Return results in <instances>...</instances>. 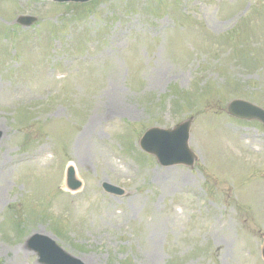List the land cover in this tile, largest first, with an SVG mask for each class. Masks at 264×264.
Returning a JSON list of instances; mask_svg holds the SVG:
<instances>
[{
	"label": "rangeland",
	"instance_id": "obj_1",
	"mask_svg": "<svg viewBox=\"0 0 264 264\" xmlns=\"http://www.w3.org/2000/svg\"><path fill=\"white\" fill-rule=\"evenodd\" d=\"M239 98L264 107V0H0V264H41L33 233L86 264H264V124ZM192 115L194 166L140 148Z\"/></svg>",
	"mask_w": 264,
	"mask_h": 264
},
{
	"label": "water",
	"instance_id": "obj_2",
	"mask_svg": "<svg viewBox=\"0 0 264 264\" xmlns=\"http://www.w3.org/2000/svg\"><path fill=\"white\" fill-rule=\"evenodd\" d=\"M60 2L74 1V2H87L90 0H56ZM229 111L231 114L241 116V117H258L264 120V110L256 107L248 102L236 100L229 105ZM191 122L188 121L182 126V132H178L173 135L172 138L179 139L177 155H172L173 157H167V148L175 147V142L170 138L172 131H164L159 128L150 129L146 135L143 137L141 144L146 150L153 152L158 155L160 160L165 164L175 163L185 161L192 164L194 160V155L190 152L187 144L188 131ZM174 132V133H176ZM2 133L0 132V137ZM171 139V140H170ZM175 156H178L176 159ZM74 170L71 168L69 172V185L71 187H77L80 183L74 181L73 179ZM108 190L112 192H123L115 186L110 184L105 185ZM29 247L35 249L40 255V262L44 264H84L80 259L73 257L68 254L62 247L56 244L51 238L35 234L28 240Z\"/></svg>",
	"mask_w": 264,
	"mask_h": 264
},
{
	"label": "bare ground",
	"instance_id": "obj_3",
	"mask_svg": "<svg viewBox=\"0 0 264 264\" xmlns=\"http://www.w3.org/2000/svg\"><path fill=\"white\" fill-rule=\"evenodd\" d=\"M101 105L105 108V103L104 104L102 103ZM99 107H100V105H99ZM109 112H111V111L109 110ZM115 112L113 111V113H115ZM98 119H99V116H95L92 119V121L90 123V126L88 128H86L85 132L82 135V139L83 140L85 139V137L87 136V134L90 132V130L95 127L96 123L98 122ZM45 152H46V149H43V150L39 151V155H43Z\"/></svg>",
	"mask_w": 264,
	"mask_h": 264
}]
</instances>
